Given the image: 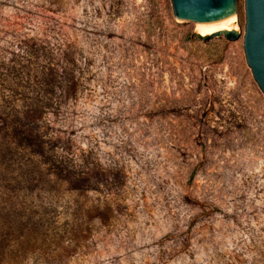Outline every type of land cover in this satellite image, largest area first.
Listing matches in <instances>:
<instances>
[{
  "label": "rangeland",
  "instance_id": "1",
  "mask_svg": "<svg viewBox=\"0 0 264 264\" xmlns=\"http://www.w3.org/2000/svg\"><path fill=\"white\" fill-rule=\"evenodd\" d=\"M235 15L205 40L171 0H0V264H264Z\"/></svg>",
  "mask_w": 264,
  "mask_h": 264
},
{
  "label": "water",
  "instance_id": "2",
  "mask_svg": "<svg viewBox=\"0 0 264 264\" xmlns=\"http://www.w3.org/2000/svg\"><path fill=\"white\" fill-rule=\"evenodd\" d=\"M242 0H171L174 16L193 23H211L233 16ZM245 1L244 52L253 77L264 93V0ZM201 39L224 35L236 40L241 31L222 29L208 35L197 33Z\"/></svg>",
  "mask_w": 264,
  "mask_h": 264
},
{
  "label": "bare ground",
  "instance_id": "3",
  "mask_svg": "<svg viewBox=\"0 0 264 264\" xmlns=\"http://www.w3.org/2000/svg\"><path fill=\"white\" fill-rule=\"evenodd\" d=\"M237 17L234 14L228 18L211 23H197V32L203 35L211 34L222 29H238Z\"/></svg>",
  "mask_w": 264,
  "mask_h": 264
}]
</instances>
